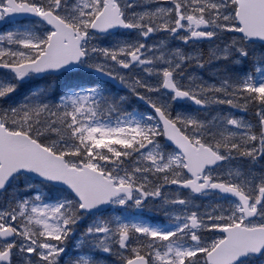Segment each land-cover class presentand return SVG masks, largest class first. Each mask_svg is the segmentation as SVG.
I'll return each mask as SVG.
<instances>
[{"label":"snow or ice","instance_id":"6c2138e0","mask_svg":"<svg viewBox=\"0 0 264 264\" xmlns=\"http://www.w3.org/2000/svg\"><path fill=\"white\" fill-rule=\"evenodd\" d=\"M0 264H264V0H0Z\"/></svg>","mask_w":264,"mask_h":264}]
</instances>
